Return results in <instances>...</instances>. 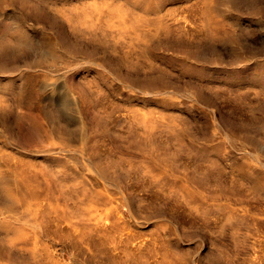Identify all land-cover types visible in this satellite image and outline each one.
Returning <instances> with one entry per match:
<instances>
[{
  "label": "rangeland",
  "instance_id": "obj_1",
  "mask_svg": "<svg viewBox=\"0 0 264 264\" xmlns=\"http://www.w3.org/2000/svg\"><path fill=\"white\" fill-rule=\"evenodd\" d=\"M0 264H264V0H0Z\"/></svg>",
  "mask_w": 264,
  "mask_h": 264
}]
</instances>
